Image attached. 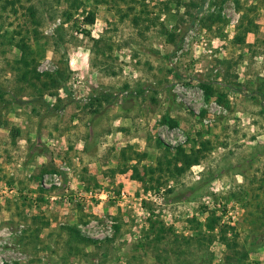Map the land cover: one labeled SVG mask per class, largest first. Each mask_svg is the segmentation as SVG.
I'll use <instances>...</instances> for the list:
<instances>
[{
	"label": "rangeland",
	"instance_id": "374dc122",
	"mask_svg": "<svg viewBox=\"0 0 264 264\" xmlns=\"http://www.w3.org/2000/svg\"><path fill=\"white\" fill-rule=\"evenodd\" d=\"M0 264H264V0H0Z\"/></svg>",
	"mask_w": 264,
	"mask_h": 264
},
{
	"label": "trees",
	"instance_id": "16d2710c",
	"mask_svg": "<svg viewBox=\"0 0 264 264\" xmlns=\"http://www.w3.org/2000/svg\"><path fill=\"white\" fill-rule=\"evenodd\" d=\"M92 23V22H91Z\"/></svg>",
	"mask_w": 264,
	"mask_h": 264
}]
</instances>
